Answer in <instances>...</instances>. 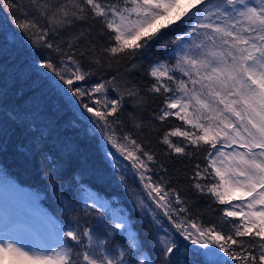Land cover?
I'll return each instance as SVG.
<instances>
[{"label": "snow or ice", "instance_id": "1", "mask_svg": "<svg viewBox=\"0 0 264 264\" xmlns=\"http://www.w3.org/2000/svg\"><path fill=\"white\" fill-rule=\"evenodd\" d=\"M8 2L18 7L16 0ZM88 13L99 18L109 33L112 43L104 51L133 59L164 39L173 27L195 21L171 40L175 46L172 62H156L149 69L148 75L153 78L149 91L165 94L158 114L160 121L175 117L185 126V130L175 127L165 132L163 144L177 155H187L188 146H207V165L194 173L193 186L225 206L221 212L231 226L229 231L215 225L205 227L187 215L181 216L189 209L174 207L184 205L180 194L175 189L166 190L162 183L146 175L152 171L149 164L155 160L153 154L131 135L121 138L125 143L117 140L114 120L109 118L117 117L122 107L124 94L119 86L112 88L116 97L107 99L105 95L103 101L95 99L92 106L83 103L82 107L96 118L101 131H106L105 139L112 147L132 161L147 196L162 210L176 233L205 250L200 254L202 264H264V0H72L70 8L60 6L42 15L48 16L51 25L62 26L72 23V18L83 20ZM21 15L24 19L18 27L30 32L34 43L53 49L49 30L28 19L29 13ZM68 60L72 66L62 61L57 67L51 59H45L42 65L67 85L65 94L78 98L89 95L92 99L97 93H108V81L87 90L77 85L91 73L83 71L73 56ZM126 94L138 95L132 89ZM171 137H183L187 144L178 146ZM207 178L213 182H198ZM140 204L156 220L157 213L143 200ZM66 227L60 236L85 248L75 257L71 243L36 251L0 241V264H80L81 257L83 264H154L147 256L137 260L135 252L142 251V243L128 217L110 226L127 236L118 254L106 249L105 240L94 241L92 227H82L78 220ZM164 231L168 233V229ZM242 237L250 240L237 239ZM158 246L164 257L162 264H170L167 258L178 250L176 240L168 234L159 238Z\"/></svg>", "mask_w": 264, "mask_h": 264}, {"label": "trees", "instance_id": "2", "mask_svg": "<svg viewBox=\"0 0 264 264\" xmlns=\"http://www.w3.org/2000/svg\"><path fill=\"white\" fill-rule=\"evenodd\" d=\"M71 3L72 0H16L18 7H14L8 0H0V193L16 197L35 217L52 221L59 236L61 230L66 231V226L78 220L82 227H92L94 234L99 227L97 240H105L106 249L118 254L127 236L110 227L111 217L114 222L128 217L142 243V251L135 252L137 260L147 256L154 264H162L164 257L158 240L170 234L178 244V250L167 258L170 264H202L204 258L200 254L205 250L176 233L162 211L154 210L157 213L154 220L150 211L141 210L140 201L146 196L139 173L131 166L132 161L121 154V161L110 160L105 152L108 145L111 148L105 139L106 131H101L96 118L82 107L83 103L92 106L95 99L103 101L105 95L107 99L116 97L112 88L119 86L124 94L122 107L117 117L109 118L114 120L117 140L125 143L121 138L131 135L145 151L153 154L155 160L149 164L152 171L146 175L162 183L166 190L175 189L180 194L184 205L174 207L189 209L181 216L187 215L205 227L215 225L229 231L231 226L221 212L225 206L193 186L194 173L207 165V146L201 145L199 149L188 146L187 155H177L163 144L165 132L175 127L185 130V126L175 117L160 121L158 114L164 106L165 94L149 91L153 83L149 69L156 62H172L175 46L171 40L195 21L173 27L164 39L142 50L135 59L112 56L104 51L112 43L109 33L91 13L83 20L72 18V23L62 26L51 25L48 16L42 15L60 6L70 8ZM22 12L29 13L28 19L40 28L49 30L53 49L34 43L31 33L18 27L24 19ZM69 56L80 62L83 71L91 73L77 85L87 90L96 83L108 81V93H97L92 99L89 95L78 98L65 94L63 89L67 85L42 65L45 59H51L57 67L62 61L72 66ZM128 89L138 95L128 96ZM171 139L178 146L187 144L183 137ZM198 182L204 185L213 181L207 178ZM85 193L93 195L102 206L82 200ZM68 203H76V207L69 210ZM61 239L64 246L73 245L74 257L76 252L85 250L67 238ZM237 239L250 240L248 237ZM251 250L258 255L255 249ZM80 264H83L82 257Z\"/></svg>", "mask_w": 264, "mask_h": 264}, {"label": "rangeland", "instance_id": "3", "mask_svg": "<svg viewBox=\"0 0 264 264\" xmlns=\"http://www.w3.org/2000/svg\"><path fill=\"white\" fill-rule=\"evenodd\" d=\"M105 152L108 153L110 160L121 161L120 153L117 152L112 145L111 148L108 145ZM143 190L146 196V199H142L144 204H147L149 208L155 210L156 212L157 210L162 211L156 208V205L147 196V190L144 188ZM82 200L92 203L94 202L95 204L102 206L100 203L95 201L93 195L88 193L84 194ZM67 205L69 210L76 207V203H68ZM140 207L143 212L149 211L148 208L143 207L141 204ZM112 217L111 220L114 223V217ZM49 222L52 224V221ZM49 222L44 217H35L30 210L26 209L22 203L16 199V197L0 193V241L15 242L18 245L24 246L26 249L32 248L36 251H42L53 247H65L61 237L53 228V224L51 225ZM99 229L100 228L98 227L96 233L94 234V241L96 243H98L99 240H103H97L96 234L101 232Z\"/></svg>", "mask_w": 264, "mask_h": 264}]
</instances>
